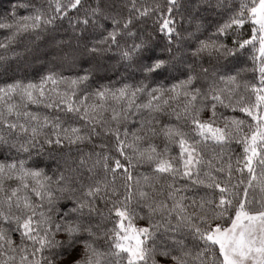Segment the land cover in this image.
<instances>
[{
  "label": "snow or ice",
  "instance_id": "snow-or-ice-1",
  "mask_svg": "<svg viewBox=\"0 0 264 264\" xmlns=\"http://www.w3.org/2000/svg\"><path fill=\"white\" fill-rule=\"evenodd\" d=\"M0 29L5 73L54 61L0 86V264H264V0H17Z\"/></svg>",
  "mask_w": 264,
  "mask_h": 264
},
{
  "label": "trees",
  "instance_id": "trees-1",
  "mask_svg": "<svg viewBox=\"0 0 264 264\" xmlns=\"http://www.w3.org/2000/svg\"><path fill=\"white\" fill-rule=\"evenodd\" d=\"M17 2V0H0V18L4 17L8 13H10L12 5H14ZM36 3H40L41 0H35ZM147 2L151 3V0H147ZM159 2L162 4L164 3V0H159ZM21 12H23V9H20ZM217 19V17L214 14H209L208 12H204L200 15L199 23L203 24L204 26H210L213 24V22ZM177 21H180V17H177ZM141 30L147 29L149 31L153 28V22L151 19L147 21L146 24L139 26ZM184 27L188 28L187 22L184 23ZM6 35V32L4 29H0V41L4 40V37ZM28 46L32 47V45L29 44L28 41L20 42L14 47L18 52L23 53V49ZM244 63L240 65L241 68H247V71L240 73V79L243 81H253V78H255L256 83L259 81V73L258 71L254 72L252 70L251 61L248 60L246 57L244 58ZM54 63L52 61V57L50 55H45V50L41 49L39 51L33 52L31 55L22 54L19 58H13L10 54L9 64H8V71L7 73L4 72V69L0 67V86H3L5 82L11 83L13 80H32V81H38L40 76L46 73L49 67H51V63ZM59 70V69H57ZM65 71V75H70L74 73H69L67 70ZM121 75H126L125 70L116 64V60L112 59L107 61L105 64V70H100L95 74L96 84L97 86L100 84L109 85L113 81H117L120 79ZM139 78L137 74V79ZM131 82V81H130ZM240 92L244 95H247V93L243 92V88L241 87ZM31 110V108H30ZM43 111V109H41ZM222 112L226 116H235L239 119H244L246 121H250V117L245 116L244 113H241L239 111L232 112L231 110H224L221 109ZM207 114H205L206 118ZM158 144L161 143V141L158 139L156 141ZM170 148L174 153H178L179 149L178 146L170 145ZM232 148L235 150V154H239L242 149L240 146L233 144ZM208 154L211 155V149L208 150ZM50 166L54 165V162L51 160L45 161ZM143 171V169L141 170ZM144 220H137V224L140 226L145 225ZM110 226V225H109Z\"/></svg>",
  "mask_w": 264,
  "mask_h": 264
},
{
  "label": "rangeland",
  "instance_id": "rangeland-1",
  "mask_svg": "<svg viewBox=\"0 0 264 264\" xmlns=\"http://www.w3.org/2000/svg\"><path fill=\"white\" fill-rule=\"evenodd\" d=\"M139 225V224H138ZM140 226V225H139Z\"/></svg>",
  "mask_w": 264,
  "mask_h": 264
}]
</instances>
